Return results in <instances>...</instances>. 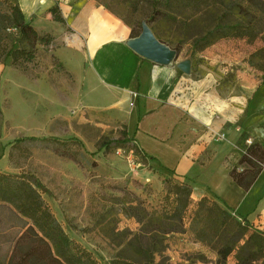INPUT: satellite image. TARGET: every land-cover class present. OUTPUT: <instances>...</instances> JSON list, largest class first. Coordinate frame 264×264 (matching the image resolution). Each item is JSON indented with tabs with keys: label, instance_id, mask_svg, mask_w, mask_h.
<instances>
[{
	"label": "rangeland",
	"instance_id": "rangeland-1",
	"mask_svg": "<svg viewBox=\"0 0 264 264\" xmlns=\"http://www.w3.org/2000/svg\"><path fill=\"white\" fill-rule=\"evenodd\" d=\"M98 1L130 25L133 35L146 21L177 52L170 65L191 60V73L178 70L179 76L203 78V66L213 65L206 55L212 50L222 69L233 63L263 76L264 34L257 39L215 38L207 44L206 37L216 35L207 34L215 17L226 21L231 7L239 4L254 11L247 0H210L200 9L190 0H144L138 10L126 0ZM214 1L219 3L214 6ZM249 18L237 12L232 17L244 26ZM9 38L15 42L16 30ZM234 76L229 70L220 81L228 83ZM126 130L106 110L83 105L72 75L44 48H38L25 71L15 68L11 58L0 61V175L35 189L37 200L48 206L70 239L100 264H220L218 248L239 231L240 218L218 202L228 215L207 219L220 230L214 237L210 234L212 241L204 240V224L199 230L193 226L198 201L191 202L180 231L160 232L167 225L150 217L170 212L175 199L171 183L180 181L151 166ZM7 182L0 181V190ZM17 197V204L0 201V264H48L53 245L22 212L24 202ZM140 209L149 214L143 223ZM226 262L240 264L238 251Z\"/></svg>",
	"mask_w": 264,
	"mask_h": 264
},
{
	"label": "crops",
	"instance_id": "crops-1",
	"mask_svg": "<svg viewBox=\"0 0 264 264\" xmlns=\"http://www.w3.org/2000/svg\"><path fill=\"white\" fill-rule=\"evenodd\" d=\"M9 1L40 34L54 38L40 47L72 75L83 105L122 121L151 166L191 185L193 202L216 200L264 231V168L249 188L231 174L244 137L264 147L261 77L233 63L222 69L214 50L206 52L213 65L203 66V78L179 76L176 66L158 65L131 49L132 27L98 0ZM229 70L234 79L220 81ZM222 133L224 139H215Z\"/></svg>",
	"mask_w": 264,
	"mask_h": 264
},
{
	"label": "trees",
	"instance_id": "trees-1",
	"mask_svg": "<svg viewBox=\"0 0 264 264\" xmlns=\"http://www.w3.org/2000/svg\"><path fill=\"white\" fill-rule=\"evenodd\" d=\"M126 1L130 2L133 10H138L140 2H144V0ZM209 1L190 0L193 7L197 9H200L202 5H207ZM247 2L252 6L253 12L249 8L239 4L231 7L230 12L226 14V21L215 17V26L207 34L216 35L213 38L206 37L207 44L212 43L215 38L246 37L257 39L264 34V0H247ZM217 3L219 2H211L214 6ZM0 5L6 6L5 10L0 8V61H6L8 58H11L12 65L15 68L25 71L27 65L35 60L38 48L41 45L49 46L54 38L49 34H40L26 20L18 5L11 3L9 0H0ZM104 5L112 11L109 5ZM153 8L156 9L155 6ZM156 10L159 9L157 8ZM216 11L219 10L217 9ZM52 12L57 20L63 22L57 8H53ZM236 12L239 15L250 17L246 21L247 26H244V23L238 19H232ZM11 30H16L14 43L9 38ZM139 34H134V36H138ZM155 35L157 36V34ZM157 38L160 40L158 36ZM262 82L264 83V73ZM28 139L37 140L35 137ZM44 140L55 141L51 139ZM244 163H246L245 169L239 172L237 166ZM238 165L232 169V177L243 187L249 188L264 168V147L260 143L254 142L249 146L247 154L241 156ZM12 178L10 175H0V181L2 179L8 181L5 184V188H1L0 190V201L17 204L15 196H18L17 198L24 202L22 212L34 221L38 230L53 245V251H51L48 258V264H100L90 251L70 239L48 206H43L37 200L36 194L38 198L39 195L35 189L32 187L27 188V186L26 189V182H13ZM169 178L171 179L172 177ZM179 181L171 183L172 190H170V194L173 193L175 199L170 212L153 213L150 217L151 220H156L167 225L165 230L160 231L163 234L180 231V228L184 226L185 214L188 212L191 202H193L191 199V185L188 182ZM140 210L142 214L138 215V218L143 223L149 217V214L144 212V209ZM227 215V211L223 209L218 201L206 197L202 198L198 201L195 211L194 230H199L201 228L200 223H203L204 225L200 229V236L204 240L212 241L213 238H210V234L214 237V234H218V230L220 229L216 224H210L207 219H220ZM197 219H199L198 223ZM237 225L239 231L234 233V237H231L228 243L218 248L219 263L227 264V258L237 250L240 264H258V261L261 259L262 262L260 264H264V231L254 227L244 219L241 222L237 221ZM242 241H244V244H242ZM116 262V264H120L121 260ZM126 264L134 263L126 261Z\"/></svg>",
	"mask_w": 264,
	"mask_h": 264
},
{
	"label": "water",
	"instance_id": "water-1",
	"mask_svg": "<svg viewBox=\"0 0 264 264\" xmlns=\"http://www.w3.org/2000/svg\"><path fill=\"white\" fill-rule=\"evenodd\" d=\"M128 46L140 56L155 62L158 65H169L177 58V52L160 41L150 25L144 21L141 33L127 42ZM177 68L186 74L191 73V60H183Z\"/></svg>",
	"mask_w": 264,
	"mask_h": 264
},
{
	"label": "built area",
	"instance_id": "built-area-1",
	"mask_svg": "<svg viewBox=\"0 0 264 264\" xmlns=\"http://www.w3.org/2000/svg\"><path fill=\"white\" fill-rule=\"evenodd\" d=\"M215 139H217V140L224 139V134L222 133V134L216 135ZM254 142L255 141L250 137H244L243 138V140H242V150H243L242 155L247 154L249 146L252 145ZM245 166H246V163L238 165L237 170L239 172H242L245 169ZM240 220H242V219H240Z\"/></svg>",
	"mask_w": 264,
	"mask_h": 264
}]
</instances>
